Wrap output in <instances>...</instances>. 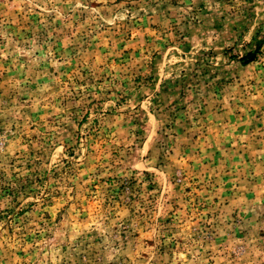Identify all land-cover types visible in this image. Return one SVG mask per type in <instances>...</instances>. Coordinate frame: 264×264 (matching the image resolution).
I'll return each mask as SVG.
<instances>
[{"label": "rangeland", "instance_id": "1", "mask_svg": "<svg viewBox=\"0 0 264 264\" xmlns=\"http://www.w3.org/2000/svg\"><path fill=\"white\" fill-rule=\"evenodd\" d=\"M0 264H264V0H0Z\"/></svg>", "mask_w": 264, "mask_h": 264}, {"label": "trees", "instance_id": "2", "mask_svg": "<svg viewBox=\"0 0 264 264\" xmlns=\"http://www.w3.org/2000/svg\"><path fill=\"white\" fill-rule=\"evenodd\" d=\"M254 51H255L256 53H259V51H260V47H259V46L255 47ZM247 57H249V58H247ZM251 57H252V54H250V53H248V54L246 55V60H245V62H244V65H246V64H248V63L254 61V59L251 58Z\"/></svg>", "mask_w": 264, "mask_h": 264}]
</instances>
